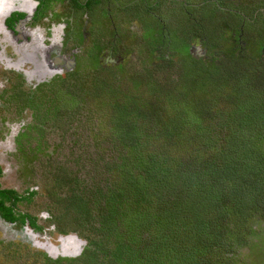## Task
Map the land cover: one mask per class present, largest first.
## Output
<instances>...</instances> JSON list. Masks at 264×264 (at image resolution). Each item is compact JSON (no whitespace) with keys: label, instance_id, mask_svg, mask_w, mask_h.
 Returning <instances> with one entry per match:
<instances>
[{"label":"trees","instance_id":"1","mask_svg":"<svg viewBox=\"0 0 264 264\" xmlns=\"http://www.w3.org/2000/svg\"><path fill=\"white\" fill-rule=\"evenodd\" d=\"M185 3L180 4L187 8ZM246 4L251 6L250 14L245 15L241 9V17L234 20L236 26L226 25L227 30L233 28L242 34L232 44L236 51L241 49V40L248 41L247 30L264 23L261 11H257L259 7ZM195 11V20L185 21L196 25L192 37L203 27L201 35L209 40L208 20L197 25L204 14L198 8ZM209 11L216 15L212 9ZM176 12L173 9L172 17L166 16L162 21L172 22ZM142 13L140 18L149 31L155 24L150 25L146 12ZM258 20L261 22L256 23ZM178 23H171L173 33L179 41H186L187 49V34L183 38L176 31L186 25L180 15ZM218 23L215 21V25ZM151 34L146 32L144 38L156 41ZM249 47L250 44L243 48L240 55L255 49L259 54L264 39L258 38L257 46ZM236 51L230 50L233 57H237ZM153 52L147 74L152 77L163 73L168 88L157 89L172 93V86L176 89L183 83L184 74L176 62L165 56L153 59ZM247 54L244 61L238 56L240 61L233 63L226 60L223 50L220 58L201 63L202 69L197 66L195 79L199 86L187 88L190 102H184L183 94L177 92L174 98H168L174 101L172 104L179 103L172 120L159 110V105L148 113L147 104L141 103L143 95H137V90L125 98L111 99V93L118 88L106 78L111 68L97 67L84 79L68 73L67 83L79 89H71L70 95L78 98L81 113L84 108L91 114L102 109L99 126L90 123V131H98L97 135L91 134L90 144L95 150L99 143L108 149L92 161L90 167L95 175L89 183L74 188L72 192H79L69 199L76 212L88 214L91 208L100 212L98 232L93 238L79 229L83 227L79 224L82 219L69 220V231L87 242L83 254L42 264H239L235 250L248 247L250 251L251 246L257 249L254 261L264 264V63ZM90 81L93 87L86 85ZM137 84L140 86V82ZM196 93L205 94L206 98L194 102ZM229 111L235 116L227 120ZM113 137L118 140L113 142ZM119 149L127 155H120ZM92 219L95 221L93 217L84 218L89 222ZM142 227L157 229L151 231V242L143 239ZM202 251L208 255L205 260L198 254ZM195 253L198 262L192 263Z\"/></svg>","mask_w":264,"mask_h":264},{"label":"rangeland","instance_id":"2","mask_svg":"<svg viewBox=\"0 0 264 264\" xmlns=\"http://www.w3.org/2000/svg\"><path fill=\"white\" fill-rule=\"evenodd\" d=\"M153 1L149 0L151 3ZM183 1L176 0L173 4L164 2L163 5H161V2L152 4L153 9L149 11L146 20L150 25L155 24L152 28L156 41H151L147 38L142 40L140 37L133 42H103L96 35H93V29H89V26L84 24L82 13H79L76 22L66 31V33L73 31L74 37L73 40L69 41V44L67 43L68 46L70 45L69 50L67 49V44L65 46L64 42L59 44L58 40L56 41L57 46L62 49L61 54H66V51L68 54H72V50L81 48V52L77 55V65H75L74 59L72 60L74 56L69 57L66 65L68 70L73 69L75 66L71 70L73 75H76L79 79H84L87 74L96 70L97 67L103 68L105 65H109L113 68L106 75V78L109 79L108 82H113V84L118 86L114 93H111V99H117L120 96L125 98L128 94H132L133 90H137V95H143L141 103L147 104L148 113H153L156 110L155 107L159 105V110L172 120L179 108V103H173L175 104L173 105L171 102L174 101H169L168 98H174L177 92L183 94L184 102H190L187 88L190 85L193 87L199 86L196 84L195 76L198 73L196 69L198 67L202 69L201 63L220 58V53L223 50L226 52V60L233 63L239 60V57L243 60V57L248 56L247 53L258 59L260 63H264V50H261L259 54L255 49L253 52L248 51L245 53V56L240 55L241 53L243 54L242 51H245L243 48L249 44L251 48H254L257 46L258 38L260 40L264 39V25L262 24L263 22L260 23L261 20L256 22L260 23V26H257L256 29L250 27V30H247L249 36L246 38L249 44L246 45L247 42L244 39L241 40L239 43L241 49L237 51L234 46L232 47L237 38V32L233 28L227 30L226 27V25L235 27V21L242 15H233L232 12L235 10L239 12L244 9L245 15L250 14L251 6L246 3L253 5L254 9L259 7L257 11H260L264 4L262 0L261 2H258L260 0H234L240 2L233 7L227 6L228 11L220 12L216 16L209 11L212 9L210 8V3H206L204 8H198L204 14V19L208 20L206 29L207 33L211 34L209 40L205 36V38L198 37L200 41L204 38V45L200 44V46L195 44V42H192L191 45L189 44L195 25L187 24L186 22L195 18L184 12L183 6L180 5ZM222 1L225 4H230L231 0ZM185 2L192 6L186 9L192 11L194 0H185ZM64 5L68 6V4ZM157 5H160V7H157ZM67 6L60 7L59 4H52L50 6L51 10L46 12V20L39 21L38 23H41L39 26L48 28V24L57 22L56 18L61 14L71 18V12L67 10ZM56 9L58 10L56 11ZM173 9L177 10L172 18L173 24L179 25V15L186 24L178 27L176 31L183 38L187 34V45H189L187 49L185 48L186 41H179L177 35H174L171 20L167 21V23L161 22L164 17L169 16ZM194 12L192 11V13ZM222 13H230L232 19H229L230 17L228 16L223 17ZM195 14L197 15V12ZM214 20L216 22L219 21L218 25H215ZM82 24H84L83 29L80 27ZM60 25L63 24H57L51 28L57 35L59 32H65L64 29L66 27L60 29ZM138 25L140 24L138 23ZM29 27L30 25L27 24V29ZM143 27V24H141L140 28L143 29ZM3 28L0 31L3 32ZM199 29L203 32V27ZM85 30L87 33H85ZM201 32L198 33L201 34ZM82 34L84 41L81 38ZM158 40L160 42H157ZM196 45L198 47H195ZM112 47L114 48L113 50L110 49ZM122 50L127 52V55L122 56ZM230 50L236 51L237 57H233ZM151 51H154L153 59L156 56H165L179 65V72L184 74V78L181 81L183 85L178 84L179 87L176 89L172 86L174 92L170 93L168 89L163 91L161 88L160 91L157 89V86L168 88L163 79V73L161 75H152V77L147 74L149 71L148 67L150 68V65H152L149 62ZM103 53L112 54L113 60L110 61L111 59L109 58L104 60ZM58 54L59 51L56 55ZM65 56L67 58V55ZM41 60L42 65L44 58ZM0 63L4 64H0V185L5 191L14 190L23 193L26 188L30 187L35 190L36 193L29 204L20 201L16 206L20 211L36 218L37 225L40 228L39 230L36 229L37 231L29 228V231H31L30 237L21 236L20 238L8 228L6 229V226L2 227L0 224V264H42L50 262L49 260L57 261L78 258L86 249L87 242L83 240L84 237L81 238L78 234L71 233L68 227L72 228V226H68L67 222L74 218L82 219L79 224L83 227L79 229L83 230L87 235L97 238V227L99 224L97 216H100V212L97 213L94 208H91V212L88 213L90 215L86 212H76V207L69 205V199L79 192H72L74 188L77 190L85 182L89 183L94 174L90 167L93 165L92 161L99 158L98 154H102L104 150L108 149L107 145L104 146L103 143H99L100 146L96 150L90 144L92 142L91 134H98L97 129L93 133L90 131V123L94 124L93 122H95V125L99 126V120H103V116L100 113L102 109H97L95 113L91 114V110H85L84 108L81 113L78 106V98L75 99L70 95L71 89H74L73 91L75 92H78L79 89L75 85L73 86L71 82L70 85L67 83V76H55L56 74H53L48 81L44 80L46 77H42L39 81L33 83L27 77L15 73L12 69L2 70L4 67H10L14 62L2 59ZM29 66L32 67L31 65ZM58 74L63 73L60 71ZM115 74H117V78ZM114 77L118 80L117 83ZM22 79L25 80V83ZM179 79L180 77H178V81ZM137 81L138 83L140 82V86L138 84L135 85ZM186 81L189 82L187 86L184 84ZM93 84L90 81L86 85L93 87ZM200 86L205 87L204 89L208 87L203 84H200ZM208 88L211 89L210 87ZM29 89L32 90L30 93ZM25 93L30 94L29 101L24 97L23 94ZM196 94L198 97L194 98V102L197 99L206 98L205 94ZM234 116L233 114L230 115L229 111L227 120L231 117L234 118ZM114 133L117 134L119 132ZM111 135L114 134L111 133ZM116 138L113 137L112 141L116 142L118 140ZM118 152L122 156L127 155L125 150L119 149ZM108 155L109 152L107 153ZM117 170L118 167L116 168V173ZM97 178L101 181L103 180L101 177ZM97 178L95 179L97 180ZM114 178L115 176L111 180L114 181ZM68 181L78 182V185L71 186ZM85 217H93L95 221L93 219L91 222L86 221L84 220ZM116 218L120 220L118 215ZM155 230L157 229H152V227H142L141 235L143 239L151 242L150 234L151 231ZM25 232L28 233L26 229ZM68 235H76L79 239L86 242L80 246L81 252L79 254L75 255L73 253L72 243H70L71 245H63V240ZM197 236L200 237V235ZM191 241L193 242V239ZM254 248L251 246V250L248 251V247H238L235 250V256L241 261L239 264H260V262L254 261L257 256V249ZM251 252L254 255H251ZM198 254L201 256L200 259L205 260L208 258V255L203 251ZM262 257L264 258V256ZM193 258L191 259L192 263L193 261L197 263L196 253ZM84 264L87 263L84 262Z\"/></svg>","mask_w":264,"mask_h":264},{"label":"flooded vegetation","instance_id":"3","mask_svg":"<svg viewBox=\"0 0 264 264\" xmlns=\"http://www.w3.org/2000/svg\"><path fill=\"white\" fill-rule=\"evenodd\" d=\"M123 1L124 0H0V29L4 26L3 32L0 31V60L5 59L9 62H14L10 67H4L2 70L7 68L12 69L15 73L22 74V76L27 77L28 80L33 83H36L42 77H46L44 80L48 81L53 74H56L55 76H67L68 73H73L71 70L75 67L68 70L66 66L68 59L70 56H74L72 60L74 59L75 65H77V55L81 52V48L78 47L79 49H74L75 51L72 50V54H68L67 51L66 54H61L60 52L62 49L57 46L56 41L58 40L59 44L64 42L66 46L67 43L69 44L70 40L74 39L73 31L71 30L72 32L68 33H66V31L76 22L79 13H82V21H84V24L88 25L89 29H93V35H96V37L103 42H133L140 37L142 40L145 39L144 34L146 32L153 34V28H151L149 32L148 28L145 27L146 22L144 19L140 18L141 14L143 15L142 11L146 12L147 19L149 11L153 9L152 4L158 2H161V5H163L164 2L173 4L176 0H154L152 3L149 2V0ZM183 2H185V0ZM238 2L240 1L231 0L230 4H225L222 0H194V5L191 10L195 11L197 8H204L206 3H210V8H212L217 15L220 14V12L228 11L227 6L233 7ZM52 4H59L60 7L67 6L64 4H68L67 10L71 12V18H67L66 15L61 14L56 18L57 22L55 21L50 25L48 24V28L39 26L41 25V23H38L39 21L46 20V12L51 10L50 6ZM182 4L180 5L182 6ZM157 7H160V5H157ZM187 7L192 6L187 4ZM262 7L260 11L264 19V5ZM182 8L185 9L184 12L186 14L192 15L194 18L198 16V13L197 15L195 14L197 11L192 13V11H188L185 7ZM57 10L58 9H56V11ZM222 14L228 17L230 16V13ZM232 14L239 16L240 13L235 10ZM169 15L172 17V11ZM189 20L192 21V19ZM204 20L205 19L201 20L199 17L197 25L201 24V21ZM244 20L247 21L246 19ZM137 22L140 25L143 24V29L140 28ZM27 24L30 25L28 29ZM57 24H63L59 26L60 29L66 27L64 33L58 31L59 33L57 35L55 34L56 32L51 29ZM84 24L80 25L82 29ZM85 33H87L86 30ZM240 33L238 34L237 32V37L239 38L242 37ZM152 36H154V34ZM198 37H202V35H199V33L193 35L189 44L191 45L192 42H195V44H199V46L200 44L204 45V38L200 41ZM81 38L82 40L84 39L83 34ZM196 41H198V43H196ZM68 44L67 49L69 50L70 45L68 46ZM195 47L198 46L196 45ZM187 48H189V45ZM110 49L113 50L114 48L112 47ZM58 51L59 54L56 55ZM65 55H67V58ZM103 55L104 60L108 58L111 59L110 61L113 60L112 54L103 53ZM121 55L125 56L127 52L122 50ZM43 58L44 62L41 65V59ZM0 64L4 65L2 63ZM26 66H28V68H26ZM104 67L113 68L109 65H105ZM60 71L63 74H58ZM24 77L22 78L24 79ZM23 81L25 83V80ZM30 91L32 90L29 89V93ZM23 95L27 101L30 100V94L25 93ZM11 191H13L14 194L11 195ZM11 191H5L0 185V224L2 227L6 226V229L8 228V230L20 238L21 236L30 237L31 231H29V228L35 231L40 229L37 225L36 218L17 209L16 204L20 201L29 204L36 192L32 187L26 188L23 193L14 190ZM3 193H6L5 197ZM25 229L28 233L25 232Z\"/></svg>","mask_w":264,"mask_h":264},{"label":"water","instance_id":"4","mask_svg":"<svg viewBox=\"0 0 264 264\" xmlns=\"http://www.w3.org/2000/svg\"><path fill=\"white\" fill-rule=\"evenodd\" d=\"M70 243L73 244V253L77 255L81 252L80 246L86 242L79 239L76 235H68L63 240V245L66 246V244L68 245Z\"/></svg>","mask_w":264,"mask_h":264}]
</instances>
